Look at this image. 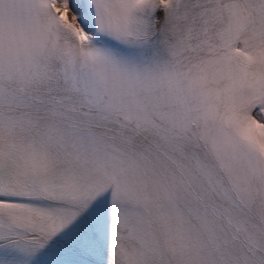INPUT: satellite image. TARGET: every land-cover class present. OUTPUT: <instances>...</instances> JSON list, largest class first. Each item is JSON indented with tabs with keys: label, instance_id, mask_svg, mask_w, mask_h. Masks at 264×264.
<instances>
[{
	"label": "bare ground",
	"instance_id": "6f19581e",
	"mask_svg": "<svg viewBox=\"0 0 264 264\" xmlns=\"http://www.w3.org/2000/svg\"><path fill=\"white\" fill-rule=\"evenodd\" d=\"M61 2L64 3L68 13H70V10H68V9H70V8L75 9V7H76L74 0H61Z\"/></svg>",
	"mask_w": 264,
	"mask_h": 264
}]
</instances>
